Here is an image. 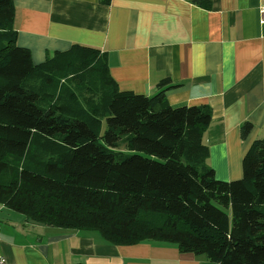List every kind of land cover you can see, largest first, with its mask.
<instances>
[{
	"label": "trees",
	"instance_id": "trees-1",
	"mask_svg": "<svg viewBox=\"0 0 264 264\" xmlns=\"http://www.w3.org/2000/svg\"><path fill=\"white\" fill-rule=\"evenodd\" d=\"M14 19L13 0H0V204L112 243L158 240L218 264H264V134L241 178L218 179L209 106H172L169 78L152 95L120 89L107 52L90 45L35 63Z\"/></svg>",
	"mask_w": 264,
	"mask_h": 264
},
{
	"label": "crops",
	"instance_id": "crops-1",
	"mask_svg": "<svg viewBox=\"0 0 264 264\" xmlns=\"http://www.w3.org/2000/svg\"><path fill=\"white\" fill-rule=\"evenodd\" d=\"M16 41L41 63L73 43L100 48L122 90L152 95L169 78L172 106L207 105L208 164L243 176V156L264 134V0H13ZM253 125L247 137L246 122ZM7 264H217L158 240L106 241L96 229L31 223L0 204Z\"/></svg>",
	"mask_w": 264,
	"mask_h": 264
},
{
	"label": "rangeland",
	"instance_id": "rangeland-1",
	"mask_svg": "<svg viewBox=\"0 0 264 264\" xmlns=\"http://www.w3.org/2000/svg\"><path fill=\"white\" fill-rule=\"evenodd\" d=\"M161 243H165L167 246H174L178 252H180L184 257H191V258H200V259H204L206 260V256L205 255H197V254H194L192 252H181L177 246L176 243H172V242H163L161 241ZM218 264V263H217Z\"/></svg>",
	"mask_w": 264,
	"mask_h": 264
},
{
	"label": "built area",
	"instance_id": "built-area-1",
	"mask_svg": "<svg viewBox=\"0 0 264 264\" xmlns=\"http://www.w3.org/2000/svg\"><path fill=\"white\" fill-rule=\"evenodd\" d=\"M260 12L262 14L261 23H264V9H261ZM0 232H1V228H0ZM0 264H7L5 257L1 255V253H0Z\"/></svg>",
	"mask_w": 264,
	"mask_h": 264
}]
</instances>
